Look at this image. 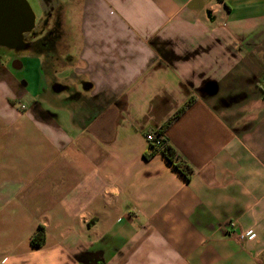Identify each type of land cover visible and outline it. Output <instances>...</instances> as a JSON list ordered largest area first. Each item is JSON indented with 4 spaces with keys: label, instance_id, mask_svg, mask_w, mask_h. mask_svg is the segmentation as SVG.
Masks as SVG:
<instances>
[{
    "label": "crops",
    "instance_id": "1",
    "mask_svg": "<svg viewBox=\"0 0 264 264\" xmlns=\"http://www.w3.org/2000/svg\"><path fill=\"white\" fill-rule=\"evenodd\" d=\"M28 1L43 43L0 45V264H264V0ZM189 98L186 176L146 134Z\"/></svg>",
    "mask_w": 264,
    "mask_h": 264
},
{
    "label": "water",
    "instance_id": "2",
    "mask_svg": "<svg viewBox=\"0 0 264 264\" xmlns=\"http://www.w3.org/2000/svg\"><path fill=\"white\" fill-rule=\"evenodd\" d=\"M36 25V14L28 0H0V45L24 46L23 36ZM207 91L215 94L217 86L208 83Z\"/></svg>",
    "mask_w": 264,
    "mask_h": 264
},
{
    "label": "trees",
    "instance_id": "3",
    "mask_svg": "<svg viewBox=\"0 0 264 264\" xmlns=\"http://www.w3.org/2000/svg\"><path fill=\"white\" fill-rule=\"evenodd\" d=\"M194 99L189 98L184 105H182L172 116H170L158 129L152 130L157 137H160L163 141V148L155 147L154 150L161 151L165 154L169 162H173V159H177L178 164L174 165L175 168L179 169L186 176L192 172V167L185 161V159L178 153V151L169 143L168 138L165 134L170 126L182 116V114L191 106ZM46 240V232L42 226H39L36 231L33 233L30 243L33 248H40Z\"/></svg>",
    "mask_w": 264,
    "mask_h": 264
},
{
    "label": "flooded vegetation",
    "instance_id": "4",
    "mask_svg": "<svg viewBox=\"0 0 264 264\" xmlns=\"http://www.w3.org/2000/svg\"><path fill=\"white\" fill-rule=\"evenodd\" d=\"M23 41L25 43V45L23 47L19 46L18 44H15L14 42L11 44L12 46L15 47L14 52L22 53V52H26V51H29V50L33 51L34 47H38V46H40L43 43V40L36 41V32H35V30L24 34Z\"/></svg>",
    "mask_w": 264,
    "mask_h": 264
},
{
    "label": "built area",
    "instance_id": "5",
    "mask_svg": "<svg viewBox=\"0 0 264 264\" xmlns=\"http://www.w3.org/2000/svg\"><path fill=\"white\" fill-rule=\"evenodd\" d=\"M146 140L149 142L150 146L155 149V147L164 150L163 141L160 137H157L153 132H148L146 134ZM255 235L252 230H247L239 234L240 239L251 238Z\"/></svg>",
    "mask_w": 264,
    "mask_h": 264
},
{
    "label": "rangeland",
    "instance_id": "6",
    "mask_svg": "<svg viewBox=\"0 0 264 264\" xmlns=\"http://www.w3.org/2000/svg\"><path fill=\"white\" fill-rule=\"evenodd\" d=\"M32 4V3H31ZM34 8V7H33Z\"/></svg>",
    "mask_w": 264,
    "mask_h": 264
}]
</instances>
